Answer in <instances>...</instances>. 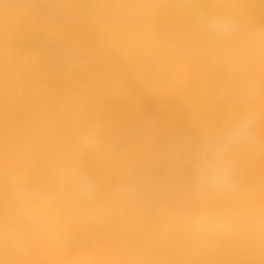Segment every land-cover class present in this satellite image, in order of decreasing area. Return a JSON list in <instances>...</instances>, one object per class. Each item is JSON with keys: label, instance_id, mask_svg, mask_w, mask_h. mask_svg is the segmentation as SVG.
Wrapping results in <instances>:
<instances>
[{"label": "bare ground", "instance_id": "6f19581e", "mask_svg": "<svg viewBox=\"0 0 264 264\" xmlns=\"http://www.w3.org/2000/svg\"><path fill=\"white\" fill-rule=\"evenodd\" d=\"M0 264H264V0H0Z\"/></svg>", "mask_w": 264, "mask_h": 264}, {"label": "clouds", "instance_id": "9594fccd", "mask_svg": "<svg viewBox=\"0 0 264 264\" xmlns=\"http://www.w3.org/2000/svg\"><path fill=\"white\" fill-rule=\"evenodd\" d=\"M233 25L231 22L226 21H217L213 25V30L221 33H226L232 30ZM255 121V116H249L246 119L242 120L238 125L232 128L228 134L229 141H239V140H248L253 137L252 125ZM203 174V169H202ZM229 174L227 171L222 172L221 174L215 176L213 178V183L221 186L226 187L229 186Z\"/></svg>", "mask_w": 264, "mask_h": 264}]
</instances>
